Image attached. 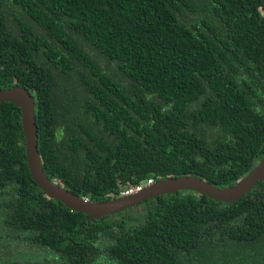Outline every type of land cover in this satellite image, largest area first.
<instances>
[{
  "label": "trees",
  "instance_id": "trees-1",
  "mask_svg": "<svg viewBox=\"0 0 264 264\" xmlns=\"http://www.w3.org/2000/svg\"><path fill=\"white\" fill-rule=\"evenodd\" d=\"M34 100L48 180L101 202L146 182L235 185L264 155L261 0H0V91ZM113 195V197L111 196ZM264 264V181L95 218L31 178L0 103V264Z\"/></svg>",
  "mask_w": 264,
  "mask_h": 264
},
{
  "label": "water",
  "instance_id": "water-1",
  "mask_svg": "<svg viewBox=\"0 0 264 264\" xmlns=\"http://www.w3.org/2000/svg\"><path fill=\"white\" fill-rule=\"evenodd\" d=\"M261 1L264 8V0ZM2 102L13 103L21 110L26 157L32 180L48 198L60 202L71 211L99 218L121 212L148 199L165 194H176L180 191L194 192L219 202L232 204L248 193L258 182L264 181L263 155L257 166L250 173L235 185L228 188H215L200 178L184 176L154 182L152 185L144 187L132 196L112 198L101 202H91L88 199L72 195L66 189L48 180L43 173L36 148L33 97L26 90L9 89L0 91V103Z\"/></svg>",
  "mask_w": 264,
  "mask_h": 264
},
{
  "label": "built area",
  "instance_id": "built-area-1",
  "mask_svg": "<svg viewBox=\"0 0 264 264\" xmlns=\"http://www.w3.org/2000/svg\"><path fill=\"white\" fill-rule=\"evenodd\" d=\"M154 183L153 179H147L146 182L141 183V184H137V185H132L129 186L127 188H123L119 191L118 196L113 197V195H111L113 198H119V197H128V196H132L134 194H136L137 192L141 191L144 187L146 186H150ZM87 199V198H85Z\"/></svg>",
  "mask_w": 264,
  "mask_h": 264
},
{
  "label": "rangeland",
  "instance_id": "rangeland-1",
  "mask_svg": "<svg viewBox=\"0 0 264 264\" xmlns=\"http://www.w3.org/2000/svg\"><path fill=\"white\" fill-rule=\"evenodd\" d=\"M100 261H101L100 264H113V262L107 256H104L103 258H101Z\"/></svg>",
  "mask_w": 264,
  "mask_h": 264
}]
</instances>
